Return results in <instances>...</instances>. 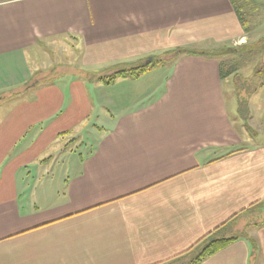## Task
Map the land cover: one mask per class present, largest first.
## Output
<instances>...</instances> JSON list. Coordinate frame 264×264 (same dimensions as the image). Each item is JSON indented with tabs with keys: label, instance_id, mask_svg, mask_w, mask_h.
<instances>
[{
	"label": "crops",
	"instance_id": "0c3cea01",
	"mask_svg": "<svg viewBox=\"0 0 264 264\" xmlns=\"http://www.w3.org/2000/svg\"><path fill=\"white\" fill-rule=\"evenodd\" d=\"M249 32L232 0H0V87L41 75L28 52L55 40L77 45L88 77L51 68L0 118V264H182L202 236L259 211L200 264H264V143L237 127L219 61L182 55L138 79H97ZM93 116L95 143L50 178L49 150Z\"/></svg>",
	"mask_w": 264,
	"mask_h": 264
},
{
	"label": "rangeland",
	"instance_id": "374dc122",
	"mask_svg": "<svg viewBox=\"0 0 264 264\" xmlns=\"http://www.w3.org/2000/svg\"><path fill=\"white\" fill-rule=\"evenodd\" d=\"M243 8L248 15L247 18L250 28L247 38L248 42H255L264 37V0H247V3ZM167 56L170 55L166 54L165 57ZM261 58L264 64L263 52L262 54L257 55L255 61H250L246 64H242L243 60L238 62L237 67H239V69H237L233 75L228 74L223 79L229 111L231 112L234 121L237 123V127L241 128L244 133L249 134L248 143H251L252 145L264 143V77L263 75L256 73L259 69V64L257 63ZM159 59H163V57L160 56ZM167 62L169 63V61ZM82 63L83 61L79 60V48L77 45L69 42L63 43L55 40L51 42L50 46L47 48L39 47L29 51L26 65L31 67L34 71L41 70V75L36 74L34 80H32V77L29 78V83L27 84L28 81H25V83H23L25 84L24 86H22L21 83V85L17 84L19 86L7 85L6 87H0V118L2 119L10 113L11 109H13L18 102L28 100L29 97L33 95L36 88L27 90V85L35 81L41 82L42 80L47 83L49 82V77L57 73L55 71L60 70L64 74L79 75L85 77L84 79H88L87 73L83 70ZM139 63L140 62L123 66L133 67ZM18 65H16L17 71L24 73V70H26L24 65L20 63L21 69L18 68ZM51 68L55 71L50 73L49 70ZM13 69L15 70V68ZM112 71H114L113 68L99 74H110ZM47 73L50 74L46 77L45 74ZM151 76L153 78V75ZM162 77L163 75L161 74L157 79L159 80ZM97 113L104 114L103 118H101L104 122L111 120L108 119L110 116L108 110L104 108L101 110L98 109ZM95 116L91 117L88 122H85V125L77 129L72 135L61 137L57 144L49 150V155L45 156V158H49V163L46 166L49 167L47 175L50 176V178H58L59 176L62 177L64 175L65 170L67 169L66 166L69 164L71 165L74 160L75 153L73 151H77L78 149H81L80 151H86V149L90 147V144L95 143L92 138L93 136H91V133H93L91 131L92 127L95 126L94 123L96 122ZM55 120H51L50 123ZM100 126L104 127L105 125L103 124ZM32 132H35V129L32 128V131H30L29 134ZM72 139L73 141H71ZM63 149H67V152L61 155ZM260 215L261 212L259 211L255 213H245L244 215L237 217L233 223L235 230L229 233L228 236L247 233L246 225L249 227L254 223L261 221ZM187 260L188 258L186 256L184 261ZM167 264H178V261H173Z\"/></svg>",
	"mask_w": 264,
	"mask_h": 264
},
{
	"label": "trees",
	"instance_id": "16d2710c",
	"mask_svg": "<svg viewBox=\"0 0 264 264\" xmlns=\"http://www.w3.org/2000/svg\"><path fill=\"white\" fill-rule=\"evenodd\" d=\"M232 1L234 3L237 15L240 21L242 22L244 30L248 31L250 29L247 18L248 15L245 13L243 8V6L245 7L247 0H232ZM262 52L264 53V37H262L261 39L255 42H248L239 46L222 45L220 47L213 48L210 50L181 47L171 52L170 55L172 54L173 55L167 56L168 58L159 59L160 57H158L152 61H149L147 63H142L138 66H133V67L117 66L113 68L114 71H112L110 74L98 76L97 79L106 85H111L118 78L128 77L132 79H138L142 75L149 72L153 67L165 63L168 60L171 61L175 60L176 58L182 55H195L204 58L217 59L220 65L221 79H224L226 75L228 74L233 75L234 72L237 69H239V67H237L238 62H241L243 60L242 64H246L249 63L250 61H255L257 55L262 54ZM257 64H259L260 70L258 69L256 73H259L264 77V70H263L264 64L262 62V58L259 60ZM243 149L245 148H237L235 150H232L230 153H233L235 151H240ZM239 213L240 212L234 214L226 222H223L222 224L214 228L212 231L202 236L189 249L182 252L180 255L176 257L184 256L186 258L187 256L188 260L184 261L182 264H200L208 256L215 254L216 252L222 250L223 248L234 242L240 236L239 235L228 236L226 234V230L230 224L232 225L236 217H238ZM164 263L166 262H160L158 264H164Z\"/></svg>",
	"mask_w": 264,
	"mask_h": 264
}]
</instances>
